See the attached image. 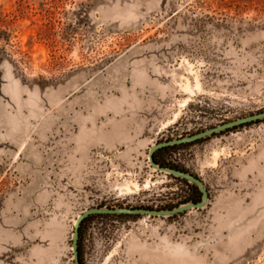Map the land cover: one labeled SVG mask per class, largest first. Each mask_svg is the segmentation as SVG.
I'll return each instance as SVG.
<instances>
[{
	"label": "rangeland",
	"instance_id": "1",
	"mask_svg": "<svg viewBox=\"0 0 264 264\" xmlns=\"http://www.w3.org/2000/svg\"><path fill=\"white\" fill-rule=\"evenodd\" d=\"M258 112L264 0H0V264H74L84 210L189 193L153 144ZM258 120L166 155L203 207L97 218L80 264H264Z\"/></svg>",
	"mask_w": 264,
	"mask_h": 264
},
{
	"label": "water",
	"instance_id": "2",
	"mask_svg": "<svg viewBox=\"0 0 264 264\" xmlns=\"http://www.w3.org/2000/svg\"><path fill=\"white\" fill-rule=\"evenodd\" d=\"M264 118V112H258L255 114H250L248 116H244L241 118H237L235 120L222 123L219 125H216L214 127L208 128L206 130H202L196 133H193L191 135L174 138L167 141H162L156 144H153L148 152L149 161L151 165L156 168L157 170L166 172L170 175L183 178L187 180L188 182L194 184L197 186L198 190L201 192V199L198 202H186L183 204H180L174 208L171 209H147V208H131V207H92L84 210L81 214L78 215V217L75 220L74 223V230L72 233V250H73V256H74V264H80L79 256H78V236H79V226L84 218H86L89 215L92 214H148V215H166L171 216L176 213H180L187 209H198L203 207L207 200H208V192L204 185V183L196 177L194 174H191L189 172L181 171L178 169L170 168V167H163L158 165L153 158V153L158 150L161 147L164 146H171L175 144H182L186 142H192L197 139H201L203 137L211 136L214 133L221 132L223 130H226L228 128H232L244 123L256 121L258 119Z\"/></svg>",
	"mask_w": 264,
	"mask_h": 264
},
{
	"label": "trees",
	"instance_id": "3",
	"mask_svg": "<svg viewBox=\"0 0 264 264\" xmlns=\"http://www.w3.org/2000/svg\"><path fill=\"white\" fill-rule=\"evenodd\" d=\"M257 121H259V120L248 122V123H244L242 125L235 126L232 129H235V128H238V127H241V126H247V125H250V124L255 123ZM195 132H198V130L195 131ZM223 132H226V131H222L221 133H223ZM191 134H193V132L186 133V135H191ZM201 140H203V139L197 140L196 142H199ZM196 142H193V143H196ZM193 143L175 144V145H171V146L161 147V148H159L158 150H156L153 153L154 161L158 165L163 166V167H170V168H174V169H178V170H181V171L188 172L184 167L179 166L175 162H173L170 159H168L166 157V155L169 152H173L175 150L177 151V150H179V149H181V148H183L185 146H188L190 144H193ZM169 176L174 178V179H177V180L183 182L189 188V193L187 195L181 197L179 200H177L175 203H172V204H163V205L157 206L155 208L152 207V206H150V207L149 206H145V207H140V208L160 209V210H162V209H171V208H174V207H176V206H178L180 204H183V203H186V202H198L201 199V192L198 190L197 186H195L194 184L188 182L187 180H185L183 178H179V177H176V176H173V175H170V174H169ZM134 208H138V206H136ZM121 216H132V214H92V215H89V216H87L86 218H84L82 220V222H81V224L79 226V236H78V252H79V255H80V263H82L81 250H80L81 240L83 239V231L85 229H87V226H89L97 218L121 217Z\"/></svg>",
	"mask_w": 264,
	"mask_h": 264
}]
</instances>
